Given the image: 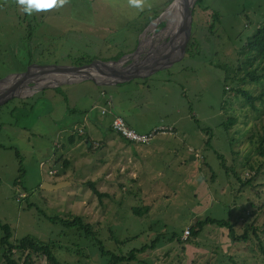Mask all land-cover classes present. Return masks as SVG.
<instances>
[{
  "label": "rangeland",
  "instance_id": "1",
  "mask_svg": "<svg viewBox=\"0 0 264 264\" xmlns=\"http://www.w3.org/2000/svg\"><path fill=\"white\" fill-rule=\"evenodd\" d=\"M194 1L178 0L179 10L174 0H149L140 11L128 0H70L29 16L15 0H0V225L15 241L50 246L60 264H112L102 249L127 257L146 246L134 262L115 264H264L250 229L264 243V157L249 141L264 121V101L254 110L236 94L264 90V82L243 81L238 65L264 21V0H199L196 8ZM187 11L194 44L180 57ZM87 57L93 62L86 73L56 70ZM111 62L121 65L106 66ZM22 73L27 77L17 81ZM95 83L129 111L137 133L167 134L128 150L82 147L66 157L72 165L65 177L59 165L65 153L53 158L52 140L70 120L71 127L84 125L80 114L101 90ZM97 113L100 124L109 122ZM91 126L97 130L89 123L87 132ZM99 160L109 164L100 170ZM50 170L57 174L48 176ZM39 174L72 183L45 191ZM235 175L243 183L254 177L243 186ZM87 182L105 196L96 197ZM75 217L92 227L91 236L60 224ZM208 218L229 222L237 235L247 231L246 241L233 243L226 229L211 225L195 239L185 235ZM13 255L24 264L28 252ZM27 264L48 262L32 255Z\"/></svg>",
  "mask_w": 264,
  "mask_h": 264
},
{
  "label": "trees",
  "instance_id": "2",
  "mask_svg": "<svg viewBox=\"0 0 264 264\" xmlns=\"http://www.w3.org/2000/svg\"><path fill=\"white\" fill-rule=\"evenodd\" d=\"M199 0L195 2V8L198 7ZM215 15L213 16V18ZM165 24H160L158 26L159 29H163ZM193 40L190 45L191 48H193ZM242 59L238 61L239 69L242 71L243 76L242 80L243 81H249L252 82L253 84H260L264 82V21L261 22L260 27L256 29L255 34L248 38L246 40V43L244 47L242 48L241 51ZM85 62V61H84ZM93 62V59L90 57H87V62L85 64H77L75 67H80L83 65H89ZM236 94L240 95L242 99L245 101L247 106H249L252 109H256V104L257 103H263L264 101V90L260 92L256 96H252L249 93H246L245 91L237 90ZM117 117V116H116ZM230 126L233 124V121H230ZM255 125V123H254ZM249 141L254 142L258 144L257 147V152L261 154L264 157V121H262V125L260 126V129L257 131H251V135L249 136ZM251 171L254 170L252 166H250ZM259 170L255 172V174L258 173ZM228 172V171H227ZM236 179L238 182L246 186L251 184V180L254 177H250L249 181L246 183H243L241 179H239L235 175ZM85 186L89 187L91 192L98 198H102L105 195H102L101 193L98 192V190L95 187L94 183L87 182L84 184ZM261 212V211H260ZM60 224L65 229L71 230V229H77V231L85 233L86 236H91L92 235V227L88 224H85L82 218L80 217H75V218H69V219H60ZM207 225L211 226H216L219 229H226L228 231V237L230 238V241L233 243H239L241 241H246L248 233L245 231L243 235H237L234 225L230 224L229 222L226 221H217L214 219H205L203 221H199L196 223L195 227L189 228V236L191 235V239H195L198 237V235L202 232L203 228ZM0 228L3 231V235L0 238V251L2 252L1 254V259L3 261L2 264H19L18 261L14 259V253H24L28 252V255L25 258V263L29 261L32 255H42L46 258L48 264H60L56 258L53 256L52 249L48 245H41L38 244L36 241L31 240V239H22L20 241H15L13 239V235L11 233V230L8 226L4 225L1 226ZM250 229L253 230L252 235L256 240H258V250L262 256H264V243L261 242V239L256 237V233L254 231V228L250 226ZM185 239V242L188 240ZM190 241V240H189ZM147 248L143 247L139 250H133L131 251L127 257H117L115 255L105 253L102 249V255H106V257H111L110 262L113 264L117 262H134L136 259V255L142 254Z\"/></svg>",
  "mask_w": 264,
  "mask_h": 264
},
{
  "label": "crops",
  "instance_id": "3",
  "mask_svg": "<svg viewBox=\"0 0 264 264\" xmlns=\"http://www.w3.org/2000/svg\"><path fill=\"white\" fill-rule=\"evenodd\" d=\"M116 74H118V73H116ZM133 79H136V78H132L130 80H133ZM73 84H75V83H73ZM73 84H71V85H73ZM71 85H67V86H71ZM95 87L101 89V90H99L100 92L97 96L96 102L94 103L93 107L89 110V112H84V114H80V117L83 118V124L84 125H81L78 128V126L76 124H73V126L71 127L70 125H71L72 120H70L67 127L60 129L58 132H56L55 139L52 140L50 152L51 153L53 152L52 153L53 158H56V156H58L61 153V151H64V153H65V154H60L61 156L59 158V161H60L59 165H60L61 169L63 170L65 177H66V175L71 173V165H72L71 161H68L66 159V157L69 156L68 154H70L74 151H77L78 149H80L82 147L86 148L90 152H96L97 150H99L102 147L106 148V149H112L113 146H114V148H117L118 150H122V147L126 148L128 146H132V147L137 148V145H134V144L130 145L131 143L126 142L125 140L120 138L118 135L114 134L111 130V127H110L113 118L117 116V117L122 118L129 128L133 129L134 131H137L134 128L137 123L134 120H130V121L128 120V118L131 116L129 114V111L128 110L127 111L122 110V108H120L118 106V104L113 100V98L110 95H108L105 90H103V88H105V87L98 86V85ZM98 101L103 102V107H95V105L98 103ZM103 109H105L107 111L105 116L101 115V111ZM92 111H94V113H95L94 116L91 115V113H93ZM97 111L100 112L99 113L100 117H103L105 119H109V122H107L105 124H100V122L97 119V116H98ZM88 122L93 124L94 126H97L96 127L97 130L94 131L95 128L91 126V128H92L91 131L87 132L86 126H87V124H89ZM80 129H83L84 133L82 135H79V133H78V131ZM154 129H157V128H154ZM168 131L172 132V129H169ZM98 132H105V133L107 132V133L111 134V137L109 135L107 136L106 134H103V133H102V137H99ZM150 132H152V131L142 132V134H148ZM170 134H172V133H170ZM94 139H99V141L98 140L94 141ZM55 141H58L57 142L59 144L58 147H53V143H56ZM118 142H121V144ZM93 146L97 147V148L95 150H92L91 147H93ZM58 151H60V152H58ZM136 152L130 153V155L125 153L126 154L125 158L127 159L131 156L134 157L136 155H140V153H138L139 151H136ZM108 164H109V161H107V160H99L98 164H97L98 169H100V170L102 168L104 169V167H106ZM43 167H44V164H43V162H41L39 164V170L42 171ZM51 171H53V170H50V172ZM49 173H48V176H51V177H54L57 174V173H55V171H53L54 175H50ZM39 178H40V185H43L44 183L55 184V183H51L49 181L44 180L43 176H41L40 174H39ZM59 182H65V180L59 179V181H57L56 183H59Z\"/></svg>",
  "mask_w": 264,
  "mask_h": 264
},
{
  "label": "built area",
  "instance_id": "4",
  "mask_svg": "<svg viewBox=\"0 0 264 264\" xmlns=\"http://www.w3.org/2000/svg\"><path fill=\"white\" fill-rule=\"evenodd\" d=\"M107 113V111L105 109H103L101 111V115L105 116V114ZM111 130L113 133H115L116 135H118L120 138H122L123 140H125L128 143L134 144V145H149L153 139L157 136V135H165L166 132L163 129H158V130H154L153 132L149 133V134H139L136 131H134L133 129L129 128L126 123L124 122V120L120 117H114L112 122H111ZM164 132H163V131ZM79 135H82L83 129H80L78 131ZM58 143H54L53 147H58ZM97 147H91L92 150H95ZM50 175H54L53 172L49 173ZM248 174H245V178L244 180H247L248 178ZM185 235L188 236L189 235V231L187 230L185 232Z\"/></svg>",
  "mask_w": 264,
  "mask_h": 264
},
{
  "label": "water",
  "instance_id": "5",
  "mask_svg": "<svg viewBox=\"0 0 264 264\" xmlns=\"http://www.w3.org/2000/svg\"><path fill=\"white\" fill-rule=\"evenodd\" d=\"M195 2V1H194ZM194 4V3H193ZM193 4H191V8L193 6ZM173 5L176 7H178V0H174V3ZM195 5V4H194ZM184 16H186L187 18H189V20H191L190 22V27H189V30H188V35H187V41H186V44H185V48L182 52V54H180V57H182L183 55H185V52L187 51V48L190 46V43H191V23H192V13L191 11H187V12H184ZM105 64V63H104ZM92 65V64H91ZM89 65H86V66H82V67H61V66H55L57 69L56 70H59V71H64V72H80V73H86L87 70H89L90 66ZM121 64H119V62H111V63H107L106 66H111L112 68H116L118 66H120ZM37 68H44L42 66H37ZM148 68L152 69V70H157V71H160V70H164V69H167L165 67H158L156 69H153L152 66H149ZM114 70V69H112ZM27 74L28 73H25V74H18L16 76V80H21V79H24L27 77ZM85 80H91L93 81V79L91 78V76ZM194 157H192V160H193ZM72 182H59V183H55V184H49V183H44L42 185V189L45 190V191H55V190H59V189H62V188H65L67 186H69Z\"/></svg>",
  "mask_w": 264,
  "mask_h": 264
},
{
  "label": "clouds",
  "instance_id": "6",
  "mask_svg": "<svg viewBox=\"0 0 264 264\" xmlns=\"http://www.w3.org/2000/svg\"><path fill=\"white\" fill-rule=\"evenodd\" d=\"M16 5L27 15L31 16L34 12H47L53 9L62 8L70 3V0H15ZM128 4L140 11L145 6H149V0H128Z\"/></svg>",
  "mask_w": 264,
  "mask_h": 264
},
{
  "label": "bare ground",
  "instance_id": "7",
  "mask_svg": "<svg viewBox=\"0 0 264 264\" xmlns=\"http://www.w3.org/2000/svg\"><path fill=\"white\" fill-rule=\"evenodd\" d=\"M178 7H179V10H181L183 6H181V5L179 4V2H178ZM183 28H184V27H183Z\"/></svg>",
  "mask_w": 264,
  "mask_h": 264
},
{
  "label": "flooded vegetation",
  "instance_id": "8",
  "mask_svg": "<svg viewBox=\"0 0 264 264\" xmlns=\"http://www.w3.org/2000/svg\"><path fill=\"white\" fill-rule=\"evenodd\" d=\"M152 68H153V69H156V68H158V67H156V66H152ZM153 71H154V70H153Z\"/></svg>",
  "mask_w": 264,
  "mask_h": 264
}]
</instances>
